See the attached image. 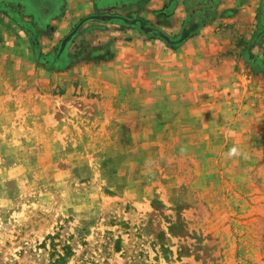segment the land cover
Instances as JSON below:
<instances>
[{
  "label": "rangeland",
  "instance_id": "obj_1",
  "mask_svg": "<svg viewBox=\"0 0 264 264\" xmlns=\"http://www.w3.org/2000/svg\"><path fill=\"white\" fill-rule=\"evenodd\" d=\"M84 21L50 52L32 39L43 76L0 64V264H264V174L248 182L227 145L63 76Z\"/></svg>",
  "mask_w": 264,
  "mask_h": 264
},
{
  "label": "crops",
  "instance_id": "obj_2",
  "mask_svg": "<svg viewBox=\"0 0 264 264\" xmlns=\"http://www.w3.org/2000/svg\"><path fill=\"white\" fill-rule=\"evenodd\" d=\"M53 1V13L41 17L29 0H0L6 80L43 76L34 68L32 39L50 52L85 19L66 49L68 60L81 57L63 76L80 72L74 80L108 109L124 104V111H135L129 103L142 99L171 126L212 137L196 142L246 154L224 153L236 174H264V0Z\"/></svg>",
  "mask_w": 264,
  "mask_h": 264
},
{
  "label": "trees",
  "instance_id": "obj_3",
  "mask_svg": "<svg viewBox=\"0 0 264 264\" xmlns=\"http://www.w3.org/2000/svg\"><path fill=\"white\" fill-rule=\"evenodd\" d=\"M29 3L32 6V8L36 10L41 17H48L53 13L55 8L53 0H29ZM193 19H195V15H193ZM152 35L154 36L156 35L157 37L160 38H165L159 32L157 34H152Z\"/></svg>",
  "mask_w": 264,
  "mask_h": 264
},
{
  "label": "clouds",
  "instance_id": "obj_4",
  "mask_svg": "<svg viewBox=\"0 0 264 264\" xmlns=\"http://www.w3.org/2000/svg\"><path fill=\"white\" fill-rule=\"evenodd\" d=\"M227 156L233 157V156H243V158H247L246 154L242 153L237 147L233 146L229 148L227 152Z\"/></svg>",
  "mask_w": 264,
  "mask_h": 264
},
{
  "label": "water",
  "instance_id": "obj_5",
  "mask_svg": "<svg viewBox=\"0 0 264 264\" xmlns=\"http://www.w3.org/2000/svg\"><path fill=\"white\" fill-rule=\"evenodd\" d=\"M97 18H100V19H109L110 17H108V16H105V17L100 16V17H97ZM76 29H77V28H76ZM76 29H74V30L72 31V33L66 37L65 40H68V39L71 37V35L75 33Z\"/></svg>",
  "mask_w": 264,
  "mask_h": 264
}]
</instances>
